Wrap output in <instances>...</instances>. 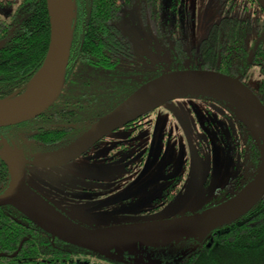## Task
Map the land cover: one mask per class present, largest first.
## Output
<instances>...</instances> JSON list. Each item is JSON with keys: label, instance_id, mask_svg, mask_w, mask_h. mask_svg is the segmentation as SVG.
Instances as JSON below:
<instances>
[{"label": "flooded vegetation", "instance_id": "af4514ba", "mask_svg": "<svg viewBox=\"0 0 264 264\" xmlns=\"http://www.w3.org/2000/svg\"><path fill=\"white\" fill-rule=\"evenodd\" d=\"M96 1L76 0L77 14L73 19L75 39L72 42L66 82L58 98L36 117L0 127V194L5 193L11 184L8 159L13 151H17L25 158L26 198L47 212L88 228L198 214L231 199L234 192L237 193L254 178L259 168L251 158L250 149L253 147L248 142L252 134L231 109L223 113V121L216 118V125L210 130L202 125L196 129L200 143H208L216 135L217 141L225 144L236 156L232 162L234 166L228 164L226 186L216 184L214 196L206 197L203 203L200 199L205 188L210 189V170L201 184L189 180L184 162L167 161L162 166L151 167L143 175L153 142L158 145L163 139L150 138L154 125L152 115L156 114L155 120L160 116L157 114L159 107L107 133L74 159L53 165L47 163L48 155L67 149L102 116L154 77L177 69H204L198 67L202 63L199 57L192 55V51L201 50L200 43L209 34V27L220 17L224 7L230 5V0H209L217 15L199 34L198 29L204 23L201 24L203 18L195 11L196 4H199L197 0H164L159 17L161 26L156 28L151 0H108L109 3H117L118 17L121 14L118 21L111 16L110 24H117L126 38L123 48L119 36L114 32L98 33L100 37L115 35L112 49L106 48L113 52L115 61L109 70L103 65L99 66L100 63H79L85 51H91L84 48V40L93 26V4ZM130 12L138 13V21L149 36L132 39L136 33L131 32L125 22L126 14ZM197 34L201 35L199 39H195L198 38ZM263 34L252 39L245 59L241 60L243 69L240 68L234 75L240 76L250 87V76L245 79L244 68L246 65L259 64L255 55L264 41ZM154 48L159 50L156 54L157 64L167 65L168 70H153L151 62ZM106 92L109 93L108 101L105 100ZM205 100L212 102L214 99L205 97ZM218 102L225 109L229 108L225 102ZM163 127L165 133L166 128ZM238 183L245 184L237 190ZM200 190L204 192L199 197ZM0 206H6L0 211L7 218L17 221L18 226L19 223H32L14 206ZM210 234L203 240L190 237L173 240L167 245H147L131 250L113 249L109 255L77 247L85 250L93 264L95 260L103 264H185L192 260L190 258L201 246L209 247Z\"/></svg>", "mask_w": 264, "mask_h": 264}, {"label": "water", "instance_id": "95a60500", "mask_svg": "<svg viewBox=\"0 0 264 264\" xmlns=\"http://www.w3.org/2000/svg\"><path fill=\"white\" fill-rule=\"evenodd\" d=\"M256 1L264 10V0ZM47 8L50 20L49 47L42 66L34 74L35 76L42 72V80L19 108L0 109V127L36 117L52 105L65 85L74 33L75 2L47 0ZM68 11L72 14L70 18L65 17ZM2 43L1 41L0 46ZM34 76L28 85L33 82ZM23 92L0 99V102L12 100ZM187 96L207 97L225 102L245 124L260 147V164L254 178L221 205L193 215L88 228L47 212L26 198L25 158L17 151H13L8 159L12 180L8 190L0 194V205H12L47 233L104 255H109L113 249L131 250L139 245H167L182 238L200 237L203 240L213 230L234 222L264 197V103L240 76L195 68L164 72L141 85L117 107L96 121L86 134L67 149L48 155L47 163L53 165L72 160L107 133L169 101Z\"/></svg>", "mask_w": 264, "mask_h": 264}, {"label": "trees", "instance_id": "16d2710c", "mask_svg": "<svg viewBox=\"0 0 264 264\" xmlns=\"http://www.w3.org/2000/svg\"><path fill=\"white\" fill-rule=\"evenodd\" d=\"M74 2L77 14L78 3ZM151 4L154 28L160 27L164 0H151ZM116 6L117 3H109L108 0L94 2L92 15L95 19L84 40V48L91 51L84 50L79 63H100L99 66L112 69L114 54L106 48L112 49L115 35L100 37L98 33L114 32L119 36L121 46L126 45V38L117 24H110L111 16L117 21L121 16L118 17ZM208 31L200 43L201 50L192 51V55L199 57L202 63L198 67L234 76L240 68L243 69L241 60L245 59L252 39L264 33V10L256 0H230L229 7H224ZM74 39L73 36V43ZM1 41L0 99H4L23 92L45 60L50 41L47 0H18L8 18L0 17ZM255 57L259 64L246 65L244 77L250 76V68H257L260 79L256 87H251L264 103V41ZM105 97L108 101L109 93L106 92ZM248 143L253 147L250 149L253 163L257 162L259 167L258 142L249 135ZM244 184L238 183L236 189ZM33 224L19 223L18 226L17 221L0 211V264H93L85 250L55 239L38 226L32 227ZM209 238L211 246H201L190 258L192 260L185 264H264V197L239 219L213 230ZM100 263L103 264L94 261V264Z\"/></svg>", "mask_w": 264, "mask_h": 264}, {"label": "rangeland", "instance_id": "374dc122", "mask_svg": "<svg viewBox=\"0 0 264 264\" xmlns=\"http://www.w3.org/2000/svg\"><path fill=\"white\" fill-rule=\"evenodd\" d=\"M17 1L0 0V17L4 19L8 18L15 8ZM197 1H199V4H196L195 11L203 18L201 24L204 23L198 29V33L200 34L205 31V27L215 19L217 14L215 7L210 4L209 0ZM203 11L205 13L202 15ZM137 15L138 13L130 12L126 14L125 18L128 29L136 33L132 39L149 36L145 28L139 23ZM197 37L195 39H199L201 35L197 34ZM158 52V49H153L151 62L153 70L166 71L169 69L167 65L159 66L157 64L156 59L158 56L156 54ZM250 71L251 74L248 82L251 86L256 87L260 79L259 73L255 67H252ZM227 111L230 112V108L225 109L216 100L210 102L205 100V97L195 96L177 98L174 102H167L160 106L157 110V114H160V116L155 120L156 114L152 115L154 125L151 127L153 135L150 138L151 140L153 138L163 139L158 145L153 142L148 163L143 168V175H146L151 167L156 168V165L162 166L167 161L174 163L184 162L187 167L189 180H193L198 184H201L207 178V171H211L210 189L205 188L203 196L204 190H200L199 193V197L202 196L200 199L201 203H203L206 197L214 196L216 184H219L221 187L226 186L225 182L228 179L226 176L227 167L228 164L230 166L233 165L232 162L236 160V156L233 155L232 150L229 151L227 149L228 147L225 144L223 145L217 141L218 136L216 135H214L210 142L200 143V136L197 135L196 129L202 125L210 130L211 127H215L216 118L223 121L222 117H225L223 113ZM163 126L166 128L165 133ZM157 133H160V135H157ZM153 146L155 149H153ZM231 172L233 173L232 170ZM140 247L139 245L136 248Z\"/></svg>", "mask_w": 264, "mask_h": 264}, {"label": "bare ground", "instance_id": "6f19581e", "mask_svg": "<svg viewBox=\"0 0 264 264\" xmlns=\"http://www.w3.org/2000/svg\"><path fill=\"white\" fill-rule=\"evenodd\" d=\"M72 16L71 12L68 11L65 14L66 18H70ZM42 72H38V74H36L34 76V80L33 82H31L30 85H28V87L26 88L25 92H23V94H21L20 96L14 98V99H9L3 102H0V109L3 110H15L17 108H19L21 106V104H23L28 98L29 96L34 92L35 88L37 87V85L39 84V82L42 80Z\"/></svg>", "mask_w": 264, "mask_h": 264}]
</instances>
